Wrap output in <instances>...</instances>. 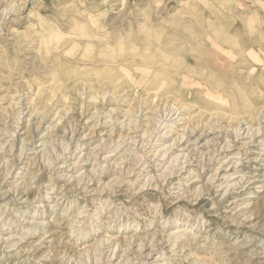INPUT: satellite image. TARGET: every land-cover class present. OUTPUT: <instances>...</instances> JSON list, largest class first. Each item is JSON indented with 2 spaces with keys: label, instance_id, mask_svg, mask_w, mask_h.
Segmentation results:
<instances>
[{
  "label": "rangeland",
  "instance_id": "374dc122",
  "mask_svg": "<svg viewBox=\"0 0 264 264\" xmlns=\"http://www.w3.org/2000/svg\"><path fill=\"white\" fill-rule=\"evenodd\" d=\"M0 264H264V0H0Z\"/></svg>",
  "mask_w": 264,
  "mask_h": 264
},
{
  "label": "bare ground",
  "instance_id": "6f19581e",
  "mask_svg": "<svg viewBox=\"0 0 264 264\" xmlns=\"http://www.w3.org/2000/svg\"><path fill=\"white\" fill-rule=\"evenodd\" d=\"M182 39H183V38H182ZM189 39H190V38H189ZM189 39H188V40H189ZM202 39H205V38H202ZM186 40H187V39H186ZM196 40H197V39H196ZM190 41H191V40H190ZM192 41H193V40H192ZM192 41H191V42H192ZM202 41L204 42V40H202ZM206 41H207V40H206ZM193 42H194V41H193ZM193 42H192V43H193ZM199 42H201V40H200ZM207 42H208V41H207ZM181 43H182V42H181ZM181 43H179V44L181 45ZM185 43H186V42H185ZM189 43H190V42H188V45H189ZM197 43H198V42H197ZM205 43H206V42H205ZM182 44H183V43H182ZM193 44L195 45V42H194ZM208 44H209V43H208ZM219 44H220V43H219ZM183 45H184V44H183ZM190 45L192 46V44H190ZM196 45H197V44H196ZM196 45H195V47H196ZM209 45H210V44H209ZM220 45H221V44H220ZM206 46H207V45H206ZM185 47H187V44L185 45ZM189 47H190V46H189ZM195 47H194V49H195ZM204 47H205V46H204ZM187 48H188V47H187ZM190 48L192 49L193 46L190 47ZM196 48H197V47H196ZM205 48H206V47H205ZM210 48H211V47H210ZM194 49H192V50H194ZM197 49H198V48H197ZM203 49H204V48H203ZM228 49H229V48H228ZM195 50H196V49H195ZM205 50H206V49H205ZM202 51H203V50H202ZM199 53H200V52H199ZM227 54H228V53H227ZM219 57H220V56H219ZM219 57H218V58H219ZM230 58H231V57H230ZM221 59H222V58H221ZM226 59H227V58H226ZM206 60H209V59L207 58ZM232 60H234V59H232ZM217 61H218L217 59H214V60H213L214 63H217ZM218 63H219V62H218ZM212 64H213V63H212ZM219 65H220V64H219ZM231 75H232V74H231ZM210 80H211V79H210ZM41 85H42V84H41ZM221 115H222V114H221ZM40 122H41V121H40ZM55 135H56V134H55ZM116 138H117V137H116ZM31 139H32V138H31ZM252 141H253V140H252ZM11 168H12V167H11ZM171 247H172V246H171ZM134 251H135V250H134Z\"/></svg>",
  "mask_w": 264,
  "mask_h": 264
}]
</instances>
